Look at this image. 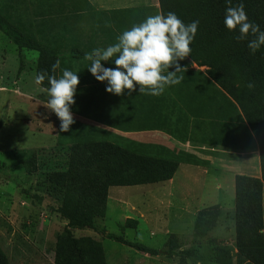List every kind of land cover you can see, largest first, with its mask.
Returning a JSON list of instances; mask_svg holds the SVG:
<instances>
[{"label":"rangeland","instance_id":"obj_1","mask_svg":"<svg viewBox=\"0 0 264 264\" xmlns=\"http://www.w3.org/2000/svg\"><path fill=\"white\" fill-rule=\"evenodd\" d=\"M109 1L115 0H0L1 17L44 48L40 52L20 47L0 31V264H78L75 251L87 264H178V256L164 255L170 234L177 232L181 237L176 239L175 250L191 248L201 256L187 258L185 264H216L209 259L217 247L233 253L236 264L235 191L227 180L223 181L226 194L219 195L207 179L206 197L198 199L194 191L183 196L186 185L196 192L202 188L194 185V178L180 172L176 174L173 199L161 196L165 188L160 183L105 189L101 172L84 170L87 166L81 161H71V147L54 143L51 126L57 116L45 107L49 99L46 88L35 83L38 62L50 61L49 71L44 73L57 78L64 69L77 72L70 52L80 51L85 56L93 49L107 48L136 24L123 10L146 5L144 20L161 11L159 0H117V9ZM214 1V7L217 2L222 7L220 15L224 19L226 0ZM243 1L231 0V6ZM57 61L59 67L53 72L52 65ZM75 63L81 65L80 61ZM179 63L192 70H208L188 57ZM83 72L77 92L88 90L90 81L100 84L88 68ZM211 198L222 203L223 211L212 228L198 235L196 227L205 219L196 218L199 210L194 219L193 210ZM172 200L175 205L167 217L162 204ZM261 205L264 224V183ZM218 206L200 210L210 213ZM73 212L95 220L97 229L105 233L68 224L64 214ZM126 218L135 219L136 226L125 223ZM106 233L143 243L159 253L141 252Z\"/></svg>","mask_w":264,"mask_h":264},{"label":"trees","instance_id":"obj_2","mask_svg":"<svg viewBox=\"0 0 264 264\" xmlns=\"http://www.w3.org/2000/svg\"><path fill=\"white\" fill-rule=\"evenodd\" d=\"M159 3L160 13L166 15L169 11L175 12L185 24L199 21L197 33L191 44L192 52L188 58L199 66H207V72L192 70L179 63L184 70L177 75L182 76L183 79L178 84L166 87L160 96L147 97L146 94L140 93L139 85L131 93L126 89L117 97L101 96L106 92L107 84L100 86L94 81L88 82V90L78 92L82 93L81 96L85 101L116 107L117 112L119 109H131L135 117L142 119L161 118L155 111L161 113L165 108L177 109L179 119L192 115L200 121L210 120L211 126L217 129L212 140L215 141L214 143L241 147L246 136L252 138L253 135L259 150L260 177L246 175L235 177L237 228L235 258L236 264H264V224L261 205V190L264 182V46L254 55L251 54L247 41L235 39L238 29L229 31L225 27L224 19L220 15L223 13L220 11L222 7L217 5L218 2L214 7V0H159ZM243 5L249 21L258 24L260 29L264 30V0H244ZM147 8V6H139L126 8L123 11L126 12L127 19H134L138 24L144 21ZM0 31L13 44L44 51L43 47H39L26 35L12 28L1 15ZM53 54L59 58L58 51ZM69 57L73 67H77V70L83 74V71L90 66V61L82 62L85 56L80 51L70 52ZM76 61H80L81 65H76ZM48 62L50 61L38 62L36 75L49 71ZM78 66L83 67V70ZM169 71H175V66L169 68ZM47 76L51 75L47 72ZM47 76L40 84L46 89L50 87ZM249 84L253 86L249 87ZM173 104L175 107H171L174 106ZM169 114L163 117V120L168 122L171 119ZM232 131H236L235 137H232ZM69 147L72 148L71 161H81L87 166L84 170L94 169L102 173L105 189L111 186H132L165 181L173 176L178 166L176 161L167 157L139 152L107 139L73 143ZM97 174L95 172V175ZM220 211L219 206L210 213L199 210L196 218L198 216L205 221L202 224L198 223L195 233L203 235L207 229L212 228ZM64 217L70 225L105 233L103 229H97L95 220L78 212L64 214ZM125 223H130L134 227L137 221L126 218ZM106 234L141 252L150 255L159 253V250L143 243L127 240L113 233ZM176 239L175 234H170L165 256L169 258L178 256V264H185L187 258L201 257L191 248L175 250L178 248L175 246ZM75 254L78 264H87L79 251H75ZM233 255L227 249L217 247L209 260L216 264H233ZM2 257L0 249V261Z\"/></svg>","mask_w":264,"mask_h":264},{"label":"crops","instance_id":"obj_3","mask_svg":"<svg viewBox=\"0 0 264 264\" xmlns=\"http://www.w3.org/2000/svg\"><path fill=\"white\" fill-rule=\"evenodd\" d=\"M87 1L94 3V0ZM109 2L114 4L113 9H117V5L115 6V2H118L117 0ZM119 2L132 3L136 1L119 0ZM76 62L79 63V61ZM82 62L86 63L88 60H82ZM101 63L104 67H116L114 59L101 61ZM77 75L83 76L79 70L77 71ZM104 84H107V82H100L99 85L103 86ZM106 87L107 85L105 89ZM81 94L76 91L74 97L75 103L71 105V112L75 123L70 126V129L67 132H62L60 130L61 121L58 117L54 125L51 126V136L54 137L55 145L70 146L73 143L107 139L126 145L139 152L174 160L178 166L173 176L165 181L154 182L164 185L165 189H161V196L163 197L168 196L173 199V186L177 177L176 174L179 172L194 178L196 180L194 185L202 188L199 192H196L186 185L185 189L187 193L181 192L183 196H187L194 191L196 199H198V196L206 197L204 187L206 186L207 179H211L212 188L220 195L226 194L224 180H227L232 188L237 175L260 177L259 151L253 135L252 138L246 136L241 147L214 143L215 141L212 140H214L213 136L217 132V129L215 126H211L210 120L200 121L192 115L179 119L177 109L165 108H163L161 113L155 111L161 118L142 119L141 117H135L131 109H119L117 112L116 107L99 102L85 101ZM109 95L117 97L116 94L109 93L108 91L101 96ZM147 97H150V95H147ZM175 104L171 107H175ZM168 113H170L169 119L170 117L171 119L167 122L163 120V117H166ZM238 131L237 134L240 135ZM231 135L235 137L236 131H232ZM155 200L157 199L155 198ZM212 200L211 198L207 203H198V206H195L192 213L194 219L195 212L202 207L219 205L220 210L223 211L222 203H216ZM164 203L162 207H166L163 209L168 213V217L171 206L173 207L175 204L173 200L172 202L167 201ZM176 236L178 238L181 237L178 232Z\"/></svg>","mask_w":264,"mask_h":264},{"label":"clouds","instance_id":"obj_4","mask_svg":"<svg viewBox=\"0 0 264 264\" xmlns=\"http://www.w3.org/2000/svg\"><path fill=\"white\" fill-rule=\"evenodd\" d=\"M224 25L229 31H236L237 41H247L251 54H255L264 46V30L254 22L249 21L243 3L231 6V0H226ZM199 21L185 24L175 12L166 15L158 13L148 16L143 22L134 24L117 37V43L106 49L96 48L85 54L90 61L88 67L97 81L107 82L106 91L122 95L127 89L129 93L136 90L142 94L160 96L166 87L180 83L178 76L184 68L180 60L188 57L191 44L198 30ZM251 37V38H250ZM114 58L115 68L104 67L101 61ZM175 66V71L169 68ZM59 67V61L52 65V70ZM47 73L36 75L35 83L41 84ZM50 87L44 89L49 99L45 107L56 114L61 121L60 130L67 132L75 123L71 105L75 103V94L79 85L77 72L64 69L62 75L47 76ZM253 85L249 84V87Z\"/></svg>","mask_w":264,"mask_h":264}]
</instances>
